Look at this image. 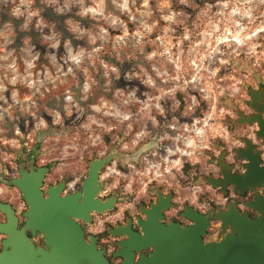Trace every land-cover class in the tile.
Here are the masks:
<instances>
[{"label":"clouds","instance_id":"obj_1","mask_svg":"<svg viewBox=\"0 0 264 264\" xmlns=\"http://www.w3.org/2000/svg\"><path fill=\"white\" fill-rule=\"evenodd\" d=\"M78 14L88 17L91 34L77 28L63 44L53 32L9 47L16 40L10 32L0 45L8 49L0 53V172L9 160L23 158L21 128L30 127V142L40 145L35 164H50L72 183L79 179L76 165L95 155L84 185L94 168L91 199L107 185L120 209L113 220L157 189L177 212L195 207L198 214L218 215L234 206L238 215L259 219L264 209L251 215L248 205L264 198V180L240 186L228 177L247 175L250 160L240 153L250 146L264 168V148L256 142L264 136L261 123L235 127L257 116L247 107L248 92L264 91V0H106ZM121 18L134 30L113 41L109 30L122 31ZM253 38L260 42L250 43ZM73 39L84 43L73 47ZM225 153L231 154L227 162ZM248 187L256 191L247 193ZM86 195L79 193L76 203ZM6 236L0 231V241Z\"/></svg>","mask_w":264,"mask_h":264},{"label":"water","instance_id":"obj_2","mask_svg":"<svg viewBox=\"0 0 264 264\" xmlns=\"http://www.w3.org/2000/svg\"><path fill=\"white\" fill-rule=\"evenodd\" d=\"M249 93L252 95L253 102L261 103L262 92L252 89ZM261 112L264 113V107L261 108ZM260 123L261 132L259 134L264 135V123ZM29 161L33 163L29 164ZM29 161L27 166L23 163L19 164V176L4 180L6 181L4 183L17 187L21 192L27 206L24 214L28 219L27 225L18 229L16 210L11 204L0 200V212L6 214L7 217L6 222H0V231L7 234V238L3 240L5 248L0 251V264H111L101 250H97L95 239L91 238L92 243L89 244L84 239L82 227L73 220V218H79L89 222L92 212L100 213L113 207L112 200L109 198L102 200L99 196L103 187L96 192L98 199L96 201L91 199L94 195V189H91V184L95 181L94 168L92 175L85 181V185L84 178L81 189L75 195L73 193L62 195L64 182L49 185L44 193L45 179L50 172V166H39L33 159ZM21 165L23 171H21ZM34 168H42L44 171L40 174L29 175L28 173L33 172ZM247 168L248 172L244 180L238 176H229L228 179L236 180L240 186L264 180V168L260 169L255 166H247ZM83 191L87 195L82 203L77 204L76 196ZM159 198L158 204L152 207L153 211H160L163 207H167V204H164L165 201L161 199V194ZM256 205L259 209H264V199H258ZM230 209L229 219L221 211L216 217L222 219L225 224L236 227L235 218L232 215L235 214L233 206H230ZM147 216L148 221L143 227L146 237L133 239L129 248L138 252L142 245L153 243L155 252L144 262L141 258L138 264H264V230L253 233L244 231L241 238L232 237L217 249L212 244L202 243V235L206 232L208 224L207 215L198 214L189 209L185 216L193 220L194 224L181 227L183 229L178 223L161 224L158 218H161L162 214H147ZM87 217L89 218L85 219ZM263 221H255L254 227H260ZM28 227L38 229L45 237L46 244L51 245V249H35L26 235ZM113 232L120 235L123 230ZM126 232L129 233V231ZM9 245H11L10 249ZM252 254L253 263H248L247 259H252ZM124 255L126 258L124 264H134V253L127 250Z\"/></svg>","mask_w":264,"mask_h":264},{"label":"flooded vegetation","instance_id":"obj_3","mask_svg":"<svg viewBox=\"0 0 264 264\" xmlns=\"http://www.w3.org/2000/svg\"><path fill=\"white\" fill-rule=\"evenodd\" d=\"M253 90L258 91V89H253ZM261 92H262V96H264V91H261ZM262 96L260 98L261 103L259 104V102H256V101L253 102L252 95L248 92L249 104L247 105V107L249 111H251L254 115H257V116L246 118L250 120L251 123H248L247 121H245L243 124L235 125L237 129H252V128L258 127L260 122L264 123V121L258 120L259 119L258 116L264 118V113L261 112V108L264 107V103H262L264 102V97ZM252 103H253V106H251ZM241 119L243 120L245 118L241 117ZM262 141H264V137H260V136L256 137V142L260 145L261 148H264V143H261ZM251 147L252 146H250L247 150H241L240 154L248 157V159L250 160V164L247 166L257 167L258 154H254L255 149H253V153H252ZM261 156L262 158H264V152L261 153ZM223 158L227 162L231 159V154L225 153ZM39 166H43V165H39ZM217 166L219 167V165ZM260 169H263V168H260ZM233 171H236V169L234 168ZM101 172H103V169ZM244 179L245 177L243 178V180ZM83 180L84 178H79L77 182L72 183V181L68 179L67 175H64L61 177V179L55 181L54 183L46 184L44 187V193L49 185H57L60 182H64L62 195L76 193L81 189ZM256 182L247 183L241 186L253 185ZM70 183H72L71 188L68 186ZM13 187L19 191L17 187L15 186ZM105 187L106 185L103 186L102 191L99 194L102 200H106L107 198H109V195H111L109 189H107L108 187L104 189ZM209 187H212V186L209 185ZM227 187L229 189H232L233 185L229 183ZM245 191L247 193H254L256 189L248 187L245 189ZM103 193H108V195H103ZM19 194H20L19 199L24 202V199L20 191H19ZM159 194H160V189H157V194L149 195L148 197L142 198L135 205L134 211H132L131 213H128L127 211L122 212L121 213L122 218L119 220H113L115 213L120 211L119 207L117 206V202H114L113 207L109 210H106L100 213L95 212V211L92 212L91 220L89 222H85L84 220L79 219V218H73V217L72 218L82 227L83 233H84V239L89 244H91L92 243L91 238H94L96 245H97V249L101 250L102 254L106 257V259L111 264H124L126 260L124 254L127 250H129L131 253H134V257H133L134 264H138L141 258H142V261L144 262L145 260L151 257L152 253L155 252V247L153 243L142 245V248L138 252L129 248V245L133 239L135 238L144 239L146 237L143 227H144V224L148 221L147 214H162V217L159 218L158 221L163 225H170L171 223H178L180 227H187L189 225L194 224L193 220L185 216V214H187L188 211L185 214L183 212H177L175 205H171L166 202L167 201L166 193H165V200L164 199L163 200L165 201L164 204H167V207H163L160 211H153L152 210L153 205L158 204L160 200ZM218 195H222V194L218 193ZM248 198L252 200L253 202L255 201L254 195H250ZM175 199H176V196L173 195L172 200H175ZM258 199H264V198L258 197L256 201L254 202L255 207H257L256 203H258ZM1 201L11 204L13 208L16 210L15 215L18 220V229L27 225L28 217L24 214V211L27 208L25 202H24L23 209L18 210L17 207L13 205V202H10L8 200H1ZM117 201H118V198H117ZM240 206H241V202L238 201L237 207L239 208ZM255 207L248 205V211L251 215L259 214L258 207L257 208ZM233 209H234L235 214H232V215L235 218L236 227H232L229 224H225V222L222 219L216 217V215L205 214L203 211L199 213V214L207 215L208 217L207 229H206V232L202 235V239L205 243L210 242L209 244H212L215 248L218 249L222 245V243L230 240L232 237L236 239L241 238L244 235V231H246L247 233H253L254 231L261 232L262 230H264V227H261V226L254 227L253 225L255 221H258V222L263 221L264 213H262L259 219H254V218L249 217L247 214H245L244 216H240L237 214L234 206H233ZM191 211L195 212L196 211L195 207H193V210ZM221 212L225 213L226 218L229 219V215L231 213L230 207L227 211H221ZM6 221H7L6 214L1 213L0 222H6ZM121 224H123L125 227L120 228ZM261 225H264V221L262 222ZM120 229L123 230L122 234L120 235L114 234L113 231H117ZM126 231H129L131 235L127 233ZM227 234L228 236L225 237V239L222 240L218 244L219 238ZM26 235L29 237L30 241H32L36 247L43 248L45 250L51 249V247L46 244L45 237L38 229H32L28 227L26 229ZM104 241H107V242L105 243ZM0 243H3V241H0ZM35 249H38V248H35ZM248 250H249V246H248ZM247 262L253 263V254H252V259L250 260L247 259Z\"/></svg>","mask_w":264,"mask_h":264},{"label":"rangeland","instance_id":"obj_4","mask_svg":"<svg viewBox=\"0 0 264 264\" xmlns=\"http://www.w3.org/2000/svg\"><path fill=\"white\" fill-rule=\"evenodd\" d=\"M106 0H0V45L6 39L10 32L15 33L16 40L15 45H9V47H14L19 45L22 37L32 36L34 39L40 34L50 35L51 33H56L61 38V43L65 37H72L76 35L77 28H84L91 34V27L88 21V17L85 16L83 19L78 14L81 11L92 8L93 4H103ZM218 4H223L226 0H215ZM13 10L15 11V16L12 15ZM5 21H8L6 24ZM67 22V23H66ZM123 24L122 31L112 32L109 30V36L113 41L119 39L123 32L131 33L133 25L131 22L124 18H121ZM259 35V34H258ZM217 40V46L223 47ZM257 38H253L250 43H259ZM84 40L79 41L73 39L72 46L75 47L77 44L83 45ZM62 46V45H61ZM0 47V53L6 51ZM35 50L42 52L40 45H35ZM261 51L260 48L257 52ZM45 63L43 59L40 61ZM264 67V64H262ZM223 73H218L222 75ZM30 127H22L21 133L25 137L21 143V153H23V158L9 162L3 166V172H0V181L19 176V164L23 163L25 166L28 165V161L34 160V152L39 149V144H32ZM103 146L107 147L109 145V138H103ZM50 146V145H48ZM31 149V151L29 150ZM3 145H0V157L4 155ZM95 158V155L86 154L83 160L76 165V171L79 178H85L87 174V169L89 166V161ZM172 162L176 167H180L178 163V158H171ZM37 165H49L50 172L46 175L45 185L48 183H54L55 181L61 179L62 176L66 174H58L50 164H37ZM184 169L187 170V165H184ZM126 174V173H122ZM107 188V185L104 189ZM108 189V188H107ZM20 194L17 189L13 186H9L4 182H0V200H8L13 202V205L17 207L18 210H22L24 207V202L19 199ZM148 197V196H147ZM1 214V213H0Z\"/></svg>","mask_w":264,"mask_h":264}]
</instances>
